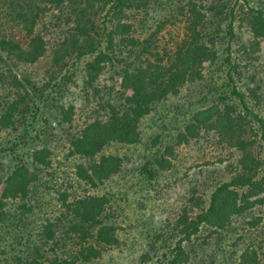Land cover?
Here are the masks:
<instances>
[{"label": "trees", "instance_id": "16d2710c", "mask_svg": "<svg viewBox=\"0 0 264 264\" xmlns=\"http://www.w3.org/2000/svg\"><path fill=\"white\" fill-rule=\"evenodd\" d=\"M166 1L0 0V264H88L102 257L118 242L112 209H125L115 196L133 152L146 154L139 179L154 178L156 167L171 166L167 155L175 144H189L201 129L214 130L238 153V167L208 199L192 197L172 225L154 234L174 236L160 264H191L187 246L203 227L225 228L233 215L262 201L264 117L238 89L230 45L236 15L246 23L252 49L264 39V3L251 7L241 0L248 5L242 15L223 0L179 5L184 34L168 52L154 45L161 22L142 34L149 10ZM220 22L227 37L223 86L229 89L217 93L202 69L218 57L212 46ZM42 61L48 66L41 71ZM192 82L209 86L216 98L193 110L175 142L159 153L160 135L142 128L144 118ZM256 92L248 89L259 102ZM227 99L237 100L244 113ZM250 123L258 133H249ZM8 156L13 166L3 177ZM238 188L246 191L238 195ZM154 242L142 264L156 250ZM241 262L260 264L253 249L242 251Z\"/></svg>", "mask_w": 264, "mask_h": 264}, {"label": "rangeland", "instance_id": "374dc122", "mask_svg": "<svg viewBox=\"0 0 264 264\" xmlns=\"http://www.w3.org/2000/svg\"><path fill=\"white\" fill-rule=\"evenodd\" d=\"M187 1H195L198 5L201 3L205 6L210 0H168L164 3V8L149 10L147 28L142 34L147 36L158 22L163 24L156 36L157 40L154 41V45L158 46L157 50L165 47L169 50L168 52L173 51L182 38L185 21L178 7ZM259 1L249 0L247 4L251 7H260ZM261 1L264 3V0ZM238 2L241 5L235 0H223V3L227 5L226 9L235 3V11L238 15H242L247 11L248 5L241 0ZM208 19H212L211 14L208 15ZM234 25L237 38L233 40L230 48L237 71L240 72V76L235 74L237 86L245 95L250 108L264 117V39H257L258 45L253 46L252 49V36L247 32L246 23L240 22L236 15ZM225 28V24L220 22L217 38H214L212 48L217 51V59L211 64L205 62L202 69L207 76H210L208 84L213 85V90L217 93L226 92L229 89L223 86L226 65L222 63V60L226 55L227 46V37L223 35ZM213 29H215L214 25L211 24L209 31L212 33ZM47 66L46 62L42 61L39 69L45 70ZM208 87L203 88L202 84L194 82L187 83L181 87L178 94L161 101L144 118L146 125L142 128L148 131L150 136L160 135L159 153L166 144L175 142L174 135L179 128H182V124L188 121L193 110L209 106L213 102L211 99L216 98V94L208 92ZM253 87L261 96L259 102L252 100L248 94V89ZM204 94L206 98L202 97ZM190 101L194 103L192 106L189 104ZM225 101L233 104L237 112L244 113L237 100ZM250 125L253 129L251 128L249 133H258V129L254 127L256 124L250 123ZM250 125L248 124V129ZM175 145L177 147H174V153L167 155L171 166L163 170L156 167L155 177L151 179H139L138 172L142 163L145 162L143 155L146 154L142 148L133 152L131 156L133 162L127 165L128 178L125 182L124 179L117 182L118 195L115 196L117 203L125 209H112L113 215L118 213V216L116 214L113 219L111 218L116 226L118 242L112 246L113 249L110 248L102 254V257L88 264H142L143 262H140L142 254L149 250L148 244L152 240H155L156 250L149 251L148 257L151 259L144 261H147L146 264H160L163 253L169 254L166 245L173 244L174 236L164 234L155 238L154 234L161 233L166 225H172L183 210L181 208L185 205L189 206L192 197L208 199L212 191L222 182L228 181L237 170L238 153L225 144L212 129H201L199 135L189 144ZM157 149L153 148V154ZM119 152L122 154L121 150ZM9 158V156L6 157L3 162V177L13 166ZM262 173L263 171H260L258 177ZM236 190L238 195L246 191L245 188ZM123 193L126 195H120ZM123 197H126L128 201L123 202ZM258 197L262 199L261 202H257L241 214L233 215L225 228L203 227L197 239L187 246L192 259L190 263L242 264L241 253L245 249L255 250L259 263L264 262V191ZM250 200L252 199L248 198V201ZM254 220L256 223L250 224Z\"/></svg>", "mask_w": 264, "mask_h": 264}]
</instances>
